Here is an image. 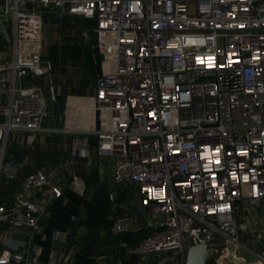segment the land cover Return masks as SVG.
I'll return each mask as SVG.
<instances>
[{"label":"built area","instance_id":"obj_1","mask_svg":"<svg viewBox=\"0 0 264 264\" xmlns=\"http://www.w3.org/2000/svg\"><path fill=\"white\" fill-rule=\"evenodd\" d=\"M46 11L97 23L96 89L68 92L63 105L46 75ZM6 12L0 182L15 178L4 166L15 147L63 132L87 158L94 138L96 154L115 161L114 186L130 191L110 230L119 264H187L201 245L223 253L219 264L226 254L264 264V0H0ZM53 170L35 169L22 195L0 202V264H36L33 240L67 187Z\"/></svg>","mask_w":264,"mask_h":264},{"label":"crops","instance_id":"obj_2","mask_svg":"<svg viewBox=\"0 0 264 264\" xmlns=\"http://www.w3.org/2000/svg\"><path fill=\"white\" fill-rule=\"evenodd\" d=\"M8 32L10 35L9 30ZM0 41V51L8 52L12 39L9 41L5 38L2 29ZM5 45L7 49L3 50ZM52 71L48 75L50 84L53 76L56 79L66 77ZM82 77L78 85H71L70 89L76 93L94 92L97 81L84 91L81 86ZM61 87L63 91V86ZM57 90L59 95L56 96H60L59 88L54 84L52 95L57 94ZM56 124L57 126L52 123V126L60 125ZM90 142L91 156L86 158L74 154L72 137L69 134H45L32 146L25 148L26 154L21 158L20 166L17 163L15 169L10 170L15 174L14 179H8L7 173L2 176L0 188L3 193L0 194V202H10L16 194H23L22 180L35 167H42L50 172L57 169L59 178L67 186L64 196L50 206L43 222V233L33 240L37 247L36 264H119L116 247H113L116 242L110 230L113 211L124 202L121 201L124 190L114 186V159L99 157L95 151L96 140L90 138ZM73 175L78 176L81 181L78 187L80 192L74 189ZM26 196L38 202L43 201L42 194L37 190H31ZM5 235L13 240L30 238L28 230H12Z\"/></svg>","mask_w":264,"mask_h":264},{"label":"rangeland","instance_id":"obj_3","mask_svg":"<svg viewBox=\"0 0 264 264\" xmlns=\"http://www.w3.org/2000/svg\"><path fill=\"white\" fill-rule=\"evenodd\" d=\"M44 21H45V28H44V60L45 61L49 60V57H50L49 51H50L51 46H53L54 44H59L61 49H64L68 44L81 45L84 42H88L89 40V32L87 30H83L82 25H83L84 20L80 18H69V17L62 18L57 14L54 15V12L52 11H46L44 12ZM9 30H10V26H9ZM71 38L73 40H69ZM2 49L6 50L7 45H5V47H3ZM52 72L55 74H63L66 76V77L63 76L61 78L62 80L56 79L55 76L52 77V83L55 84V87L57 89L59 88V93L61 95L58 97H60V100H61L60 104L63 105V101H64L66 94L71 91L70 88L74 86V84L78 85L79 80L82 77V74H84L83 73V61L80 59H77V60L69 59L66 65H64L63 67L56 68ZM49 74L50 72L47 71L46 75H49ZM48 79H49V76H48ZM61 86H63V91H62ZM56 95H59L58 90H57ZM49 106H50V109L52 110L54 108V102H50ZM21 160H22L21 158L16 157V155L11 154L8 151L6 155V159L4 161V166L8 168L10 167L14 168L16 167L17 163H18L17 165H19ZM19 166H18V169H19ZM35 169L37 168L35 167L34 170ZM248 240L249 239H247V241ZM221 264H234L233 255L228 257V255L226 254Z\"/></svg>","mask_w":264,"mask_h":264},{"label":"trees","instance_id":"obj_4","mask_svg":"<svg viewBox=\"0 0 264 264\" xmlns=\"http://www.w3.org/2000/svg\"><path fill=\"white\" fill-rule=\"evenodd\" d=\"M84 20L83 22V30H87L89 32V40L88 42H84L83 44H68L64 49H61L59 44H54L50 48V57L48 60V64L46 66V70L51 72L52 70L63 67L67 64L69 59H80L83 61V70L84 76L81 79V86L88 90L92 87L101 74V60L102 56L99 52L98 48V33L96 31L97 23L94 20ZM69 40H73L72 38ZM0 41V45H1ZM1 47V46H0ZM50 64V65H49ZM73 94H86V93H76L74 91H70ZM94 139V138H93ZM11 154L16 155L18 158H22L26 154V149L20 150L18 147H15L13 150L9 151ZM3 189L0 188V194H2ZM130 191L124 190V195L121 201H128L130 199L129 193ZM124 240H127L131 245H136L139 242V238L133 236L132 234H127L124 237ZM223 257V253H220L213 260H211L208 264H219L220 260ZM130 261L136 263L135 257H130ZM126 259V258H125Z\"/></svg>","mask_w":264,"mask_h":264},{"label":"water","instance_id":"obj_5","mask_svg":"<svg viewBox=\"0 0 264 264\" xmlns=\"http://www.w3.org/2000/svg\"><path fill=\"white\" fill-rule=\"evenodd\" d=\"M9 13L6 12L5 18H0V26L2 29V33L5 38L11 41V36L9 35L8 28H9ZM220 244H217L216 247H220ZM215 257V250H209L208 246H193L187 252V264H208L211 259Z\"/></svg>","mask_w":264,"mask_h":264},{"label":"bare ground","instance_id":"obj_6","mask_svg":"<svg viewBox=\"0 0 264 264\" xmlns=\"http://www.w3.org/2000/svg\"><path fill=\"white\" fill-rule=\"evenodd\" d=\"M70 102L73 103V104H75V103L76 104H80L82 102V100L81 99H78V98L77 99L75 98V99H71Z\"/></svg>","mask_w":264,"mask_h":264}]
</instances>
